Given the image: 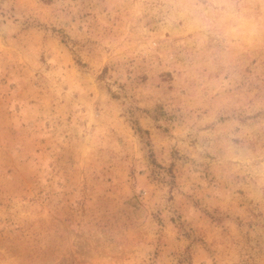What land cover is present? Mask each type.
Wrapping results in <instances>:
<instances>
[{
  "label": "rangeland",
  "instance_id": "obj_1",
  "mask_svg": "<svg viewBox=\"0 0 264 264\" xmlns=\"http://www.w3.org/2000/svg\"><path fill=\"white\" fill-rule=\"evenodd\" d=\"M0 264H264V0H0Z\"/></svg>",
  "mask_w": 264,
  "mask_h": 264
}]
</instances>
